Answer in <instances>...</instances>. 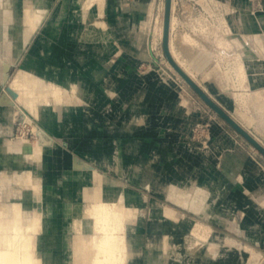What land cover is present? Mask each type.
<instances>
[{
    "label": "rangeland",
    "instance_id": "obj_1",
    "mask_svg": "<svg viewBox=\"0 0 264 264\" xmlns=\"http://www.w3.org/2000/svg\"><path fill=\"white\" fill-rule=\"evenodd\" d=\"M9 1L17 10L18 24L24 0ZM41 1L44 21L9 68L7 80L0 74V101L9 96L16 102L2 106L0 112V182L8 179L10 191L15 176L27 172L42 182L41 197L7 198L0 189V207L17 202L34 214L51 210L45 231L38 234L37 255L53 257L50 264H80L76 257L83 254L82 244L75 241L85 218L91 220L95 202L86 188L101 191L105 185L91 181L92 171L80 166L86 161L134 191L124 201L121 187L103 197L107 204L135 208L129 212L134 226L128 237H136L129 246L139 263L131 255L127 264H264V155L170 68L157 31L165 0H152V13L151 0H92L86 19L90 0ZM219 1L225 0H176L175 13L182 20L177 47L184 48L181 36L190 33L186 35L196 41L185 40L191 42L185 43L190 46L187 56L205 64L198 81L206 86V80H217L222 92L216 93L225 100L209 94L264 145V0H244L233 7ZM101 5L104 13L97 15ZM231 14L237 15L232 22L226 17ZM97 21H105L106 30L95 25ZM232 45L237 50L233 63L221 67L225 58L220 51ZM2 48L0 38V58ZM21 71L69 89L76 84L82 98L70 92L71 105L62 109L55 102L41 105L36 117L29 103L31 83L27 78L21 81L20 91L29 94L23 98L15 87ZM91 91L97 93L91 97ZM237 108L250 122L242 120ZM135 119L141 128L134 132L138 125L130 130L128 124ZM37 127L47 128L57 138L39 161L20 157L8 147L20 140L35 144ZM110 155L120 157L127 175H114L101 164ZM172 186L187 193L184 197H196L199 204L206 201L203 212L177 205L167 196ZM198 187L204 188L202 194ZM199 221L213 228L207 238L194 233L197 229L205 234L203 227H197ZM92 233L91 226L85 229V234ZM85 252L86 264H91L95 251Z\"/></svg>",
    "mask_w": 264,
    "mask_h": 264
},
{
    "label": "bare ground",
    "instance_id": "obj_2",
    "mask_svg": "<svg viewBox=\"0 0 264 264\" xmlns=\"http://www.w3.org/2000/svg\"><path fill=\"white\" fill-rule=\"evenodd\" d=\"M93 1L92 0L88 1L89 4L86 9L85 19L88 18V14L91 11L90 9H91V6L93 5ZM99 2L104 3V0H99ZM42 4L43 3L41 0H35V1L24 0L22 4L23 10L21 11V20L19 21L18 24H15L14 22L17 21L16 14H15L17 10L11 7L12 5L9 0H0V8L2 7L1 8L2 10H0V23H2V26H0V38H3V42H4V48H2V56L0 58L1 66H2L0 74L2 75L3 81L7 80L9 68L18 60L20 53L25 48L30 38L35 34V32H37V30L41 26L42 21H44L43 18L46 15V8H44ZM150 4H151L150 11L152 13L154 2L151 0ZM165 5H166V0L164 3V15H165ZM175 9H176V0H173L171 27H170V50H171L173 57L178 62V64L196 82H198V84H200V81H198L196 70L199 69V67H201L202 63L200 61L198 62L197 60H192V61L189 60L188 57L184 56L183 53L177 47L175 31L180 21H179V17L175 13ZM103 13H104L103 6L101 5V7L97 10V15H103ZM114 21L118 22L119 24L124 23V20L119 19V18L114 19ZM95 25H97L99 28L103 30L104 29L106 30L108 26L105 21H97ZM157 31H158V35L160 39H162L163 41L164 18H163L162 23L157 26ZM185 40L191 41V42L196 41L193 37H188L187 35L185 36ZM219 43L222 44L223 43L222 40H219ZM167 62L170 65V68L176 71V69L170 64L168 60ZM177 74L179 73L177 72ZM179 76L181 75L179 74ZM26 78L28 80V83H31V85L30 84L27 85L28 87L27 89L30 88L29 90L31 91V93L29 91V93L31 94L29 103H30V108L32 110V113L36 117L40 115L41 105L48 107L49 105L52 104V102H55L56 107L58 109H62L64 106H66V104L71 105L72 101L70 100V92H74L75 94H77L78 97L82 98L81 96L82 94L80 95L81 89L76 84H72L73 85L72 88L69 89V88L62 87L57 84L49 83L50 81L47 82L46 80L42 79L43 77L40 78L38 76L29 74V73L27 74L25 71H21V74L18 76L17 81L15 83V87L19 89V95L21 96V98L26 96V94L29 95L28 92H25L26 93L25 94L24 92L20 91L21 81L25 83ZM181 78L186 82V80L182 76ZM200 85L202 86V84ZM86 86H87V89L89 90L88 80L86 82ZM202 87L209 93L208 86H202ZM93 91L90 92L91 97L94 96L95 93H97ZM260 99H261L260 97L257 98L256 102L259 103ZM262 101H264V99ZM14 102L15 101H13L9 96H6V98L0 101V112L3 110L2 106L4 105L13 106L15 105ZM261 103L263 104V102ZM238 114L241 116L244 122L246 123L250 122V119L239 109H238ZM26 118H28V116ZM234 118L236 119V117ZM238 119L236 120L238 121ZM140 123L143 124L142 118L140 120ZM46 124L50 125V122H47ZM136 125H138L136 119L134 121L130 120L128 124V129L131 130V128L136 127ZM140 128L141 126L138 125V127L133 128V130L135 132L137 129L140 130ZM36 132L38 134V140L35 144H32L28 141L20 140V141L9 143L8 147L20 153V157H22V155H27V156L29 155V157L32 158L34 161H37V160L39 161L44 149L47 146L56 145L57 139L49 133L47 128L45 129L43 127H37ZM207 147H206L207 149H210V144ZM206 151L208 152L209 150H206ZM113 157L115 156L110 155V156L103 158L102 164L107 166L109 170L112 172V174L114 175H117V174L127 175L125 166L122 165V163L120 164L119 157H116V159H113ZM160 157L162 158V156ZM96 161L98 162L97 159ZM30 162H31V159H30ZM83 162H86V161H83ZM83 162L80 164V166L82 168H86V170L90 169L92 171V174L94 177L93 179H91V181H93V183L95 182L98 185H101L103 183L105 185L101 191L98 188H94L95 186L91 187L90 185H88L86 188L88 191L87 196L89 198L93 196L95 198V202L89 214L91 220L89 221V219L85 218L80 228V233L76 237L75 245L76 244L79 245V243L82 244V249H83L82 253L83 254L85 253L84 256L83 254L82 256L77 255L76 262L78 261L80 264L81 262L82 264H86V259H87L86 253L87 252L85 251H87L88 248H92L94 249L95 252H94V257H93L91 264H127V259L131 255L134 256L133 260L139 263V260H137L135 256L136 251L131 246H129V244L135 241L136 237L134 235L128 237L129 228L132 229L134 226V224H132L133 220H131L132 217L129 212H134L135 208L129 207V209H126L123 207H119L118 205H115V204H107L103 200V197H105V195L107 194L106 191H113L115 187L122 188L123 194H122L121 199L123 201H124L123 197L134 196V193H133L134 191L132 192L130 190L131 188L128 190L126 185H124V183L117 181L116 179L111 177L109 174L107 173L100 174L98 173L95 167H91L88 163H83ZM137 169H138L137 170L138 173L144 172V169H140V168H137ZM8 182H9L8 179L1 180L0 182V185H1L0 189L3 190V193L6 195L7 198H10L11 196L18 197V198L20 197L26 198V197H32L34 195L41 197L42 182L40 179L37 180V182L33 180L31 172H27L24 174H21V173L17 174L15 176L16 185L10 191L6 190V185L8 184ZM146 185L149 186L148 183H146ZM29 189H32V192H27ZM154 189L156 190L155 187ZM151 190H152V187H151ZM169 191L170 192L167 193V196L170 199L177 202V205L179 204L181 207L185 209H189L191 211L201 213L203 212L204 205L207 204L206 201H203V203L199 204L197 202L196 197H191V198L184 197L185 195H187V193L180 190L178 186H172ZM198 191H200L202 194V192L204 191V188L198 187ZM243 195H245L244 197L249 200V197H247L245 193ZM261 201H263L264 203L263 198H261ZM166 210L168 211V213H170L176 218L181 217V214H179L176 211H172L168 209ZM49 214L52 215L51 210H48L44 214L43 213L34 214L30 210H25L21 208V204L17 202L10 203L8 206L0 207V264H50L53 262L54 260L53 257L46 256L42 259L36 253L37 244L39 242L38 234L42 232L43 230L45 231V228H46L45 224H47L45 222L47 221L46 219ZM2 217H5V218H2ZM90 226L93 231L92 235L85 234V229ZM197 227L198 228L203 227L205 229V234L199 233L197 229L194 230V233L197 234L201 238H207V235L211 233L212 231L211 229H213L207 225H204L203 223H200V221L197 222Z\"/></svg>",
    "mask_w": 264,
    "mask_h": 264
},
{
    "label": "water",
    "instance_id": "obj_3",
    "mask_svg": "<svg viewBox=\"0 0 264 264\" xmlns=\"http://www.w3.org/2000/svg\"><path fill=\"white\" fill-rule=\"evenodd\" d=\"M172 2L166 0L165 15H164V36L163 50L167 60L176 69V71L186 80L203 99V101L224 121L233 127L238 134L244 137L251 145H253L262 155H264V145L242 124H240L232 114L224 108L215 98L212 97L198 82H196L175 60L170 50V27L172 17Z\"/></svg>",
    "mask_w": 264,
    "mask_h": 264
},
{
    "label": "crops",
    "instance_id": "obj_4",
    "mask_svg": "<svg viewBox=\"0 0 264 264\" xmlns=\"http://www.w3.org/2000/svg\"><path fill=\"white\" fill-rule=\"evenodd\" d=\"M191 0H189V3H191L190 2ZM201 0H198V2L199 3H203V2H200ZM205 1V0H204ZM243 2V3H245L244 2V0H225L224 2L223 1H219V3L221 4V5H227V4H229V6H238L239 5V3L240 2ZM205 3V2H204ZM113 10V9H112ZM177 14V13H176ZM264 15V14H263ZM237 16V15H236ZM235 15H233V14H231L230 16L229 15H226V17L228 18V20H230L231 22L233 21V20H236L237 19V17H236ZM180 19V18H179ZM264 21V20H263ZM231 24V26H232V28H233V24L232 23H230ZM181 25H182V20L180 19V22H179V24H178V27H177V29H176V31H175V33H176V37H178L179 35H178V29H180V27H181ZM236 31H237V29H235ZM186 34H190V33H184L182 36H181V41H183V43H184V48L182 49H180L181 51H182V53H183V55L184 56H186V57H188L187 56V52H188V48L190 47H185V43H191V42H185V36H186ZM235 34V33H234ZM191 35V34H190ZM233 35V33L231 34V36ZM235 47L232 45L230 48H224V49H221V51H220V53H222L224 56H222V57H224L225 58V60L222 62V64H221V67H226L227 66V64L230 62V64L232 65V63H233V58H234V55H233V53L235 52V51H237V50H235L234 49ZM189 54V53H188ZM188 59L189 60H194V59H192V58H190V57H188ZM203 60H201L200 62L202 63L201 64V67H199V69H197L196 71H197V76H198V73H200V70L205 66V64H203V62H202ZM206 61V60H205ZM249 64H251V63H249ZM212 81H209L208 82V80H206L207 82H206V86H208V88H209V92H211V93H213V94H216V96H217V98L218 99H220V100H225L224 98H223V96L221 95H219L220 94V92H222V91H220L219 92V82L217 81V80H213V79H211ZM214 87H215V89H214ZM216 92H218V93H216ZM226 97V96H225ZM217 100V99H216ZM220 103V102H219ZM221 104V103H220ZM222 105V104H221ZM223 106V105H222ZM224 107V106H223ZM57 139V138H56ZM102 161V163H103V160H101ZM119 161H120V157H119ZM101 163V164H102ZM120 164H121V162H120ZM103 165V164H102Z\"/></svg>",
    "mask_w": 264,
    "mask_h": 264
}]
</instances>
